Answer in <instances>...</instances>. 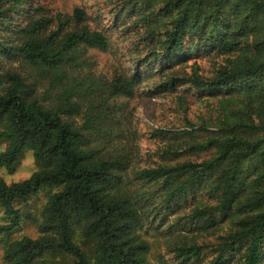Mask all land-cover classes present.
<instances>
[{"label":"trees","instance_id":"16d2710c","mask_svg":"<svg viewBox=\"0 0 264 264\" xmlns=\"http://www.w3.org/2000/svg\"><path fill=\"white\" fill-rule=\"evenodd\" d=\"M51 1L0 0V237L20 226L17 204L48 190L39 237L6 241L4 262L152 264L151 230L176 223L207 196L223 218L236 220L234 229L211 249L175 240L178 264H264V0H123L116 26L147 53L135 51L136 68L112 78L97 75L87 56L109 52L110 36L89 26L84 8L54 14L45 5ZM159 56L164 75L194 63L190 73L164 77L154 94L190 85L201 98L241 108L202 143L195 134L211 133L209 126L189 123L180 137L190 138L186 147L137 168L128 120L115 101L134 97L151 76L143 63ZM206 57L220 59L209 76L196 62ZM26 152L39 168L9 182ZM192 213L201 230L215 224L206 210Z\"/></svg>","mask_w":264,"mask_h":264},{"label":"rangeland","instance_id":"374dc122","mask_svg":"<svg viewBox=\"0 0 264 264\" xmlns=\"http://www.w3.org/2000/svg\"><path fill=\"white\" fill-rule=\"evenodd\" d=\"M123 4V0H55L45 5L54 14L72 15L78 7L84 8L88 12L89 26L92 29L105 31L110 36L113 46L109 52L89 50L87 56L94 63L97 75L112 78L115 72L122 70L132 72L136 68L137 57H133L135 51L141 53L140 58L147 53V49L143 45L137 48L139 38L136 35L124 32L116 26ZM33 8L35 9V3ZM119 18L121 20V17ZM135 48L137 49L135 50ZM162 62V56H159V61L152 60L150 64L143 63L141 70L146 74L149 73L150 78L144 80L136 90L134 97L119 98L115 101L121 116L128 120L126 128L131 135L135 152L133 156H129L133 166L137 168L154 166V163L159 162L165 152L172 148L178 151L181 146L186 147L185 143L190 141V138L188 136L187 138L180 137L190 128L189 123L209 126L211 133L195 134L197 136L194 137L195 141L202 143L210 136H214L213 133H217L225 118L229 121L234 112L241 108L237 101L228 102L222 97L201 98L190 85H185L175 92L162 95L154 94L153 87L161 84L164 77L190 73L194 63V61H190L187 65L177 67L164 75L158 72ZM196 62L202 68L201 74L209 76L220 59L206 57ZM3 68L14 69L17 66L14 67L4 62ZM81 121L80 117L76 118L78 124ZM163 131H166L165 134L168 137H165V134L162 135ZM2 148L4 146H0V150ZM213 153L214 151L203 153L202 157L209 159ZM38 168L39 164L32 152H26L17 172L12 176L6 175V178L9 182L23 181L28 179ZM47 194L48 190H44L33 196L28 202L17 204L22 221L10 236L0 237V264H6L3 260V245L6 241L26 236L34 239L39 237L37 222L41 218ZM219 205L215 199L205 196L204 201L199 205L193 204L186 207L176 219L177 224L171 223L169 220L160 231L153 232L151 230L148 240L151 244L149 257L152 264H178L172 251L174 242H178L175 240L187 238L188 241H197L199 244L206 242L213 245L209 249L220 243H225L230 236V231L234 229L236 220L223 218L218 210ZM196 208L206 210L207 218L210 215L215 217V224L210 229L201 230L196 227L195 220L191 216ZM3 222L4 214L3 211H0V224Z\"/></svg>","mask_w":264,"mask_h":264}]
</instances>
